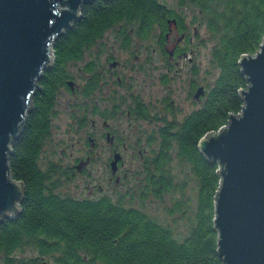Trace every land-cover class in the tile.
Instances as JSON below:
<instances>
[{"label": "flooded vegetation", "instance_id": "flooded-vegetation-1", "mask_svg": "<svg viewBox=\"0 0 264 264\" xmlns=\"http://www.w3.org/2000/svg\"><path fill=\"white\" fill-rule=\"evenodd\" d=\"M103 1L96 35L82 20L90 0L81 6L71 28L57 36L73 35L66 47L69 58L55 61L52 54L37 81L34 93L41 91L53 114L50 135L39 153V168L51 178L42 184V192L55 197L27 209V202L38 199L26 198L21 184L17 210L0 222H9L12 241L14 233L21 235L12 252L21 257L18 264H30L29 255L35 258L32 264H55L49 256H38L48 251L45 245L52 240L43 233L26 234L24 219H34V213L42 211L47 220L43 226L49 227L48 216L62 210V202L123 206L121 194L153 162L159 141L172 134L170 126L205 103L204 59L195 53L205 43L202 11L189 0ZM60 114L65 120L53 125ZM29 239L44 245L24 244Z\"/></svg>", "mask_w": 264, "mask_h": 264}, {"label": "trees", "instance_id": "trees-1", "mask_svg": "<svg viewBox=\"0 0 264 264\" xmlns=\"http://www.w3.org/2000/svg\"><path fill=\"white\" fill-rule=\"evenodd\" d=\"M189 5L202 11L213 41L211 64L217 69V75L206 87L205 103L170 126L172 134L159 141L153 162L147 165L139 183L135 182L121 194L123 206L102 201L62 202V210L48 216L49 227L43 226L47 220L42 211L34 213V219H24L26 234L43 233L52 240L45 245L49 246V252H40L38 256H49L55 264H222L214 225L221 166L206 160L197 145L201 137L225 125L230 114L241 111L240 92L247 87V81L238 60L241 55H253L259 49L264 35V0H189ZM104 6L103 0H91L84 10L82 20L93 27V32L100 22L96 15ZM72 38L71 32L57 38L52 47L55 61L69 58L66 47ZM31 102L33 109L28 112L20 135L11 143L8 158L11 178L25 186L26 198L38 199L31 204L27 202V209L40 207L41 199L55 197L42 192V184L49 183L51 178L39 168L41 146L50 135L49 119L53 114L48 110L51 106L43 103L39 90L32 95ZM173 151L180 162L189 164L196 185L192 211L184 198L173 201L172 207L166 210L168 214L182 212L188 220L187 232L181 236L175 235L153 213L154 203L163 204L165 194L176 189L181 195L183 192V185L174 181L169 169ZM71 205L76 209H65ZM8 225L7 220L0 224L1 261L18 264L22 259L12 252L21 235L17 231L12 241ZM24 244L39 248L44 245L32 239ZM34 260L29 255L27 262L32 264Z\"/></svg>", "mask_w": 264, "mask_h": 264}, {"label": "water", "instance_id": "water-1", "mask_svg": "<svg viewBox=\"0 0 264 264\" xmlns=\"http://www.w3.org/2000/svg\"><path fill=\"white\" fill-rule=\"evenodd\" d=\"M89 1L0 0V222L23 195L10 176L11 143L22 131L55 39ZM238 64L247 81L241 111L197 147L221 166L214 225L222 264H264V35L256 53L241 55Z\"/></svg>", "mask_w": 264, "mask_h": 264}, {"label": "rangeland", "instance_id": "rangeland-1", "mask_svg": "<svg viewBox=\"0 0 264 264\" xmlns=\"http://www.w3.org/2000/svg\"><path fill=\"white\" fill-rule=\"evenodd\" d=\"M202 34V38H204L205 43L200 46L198 49H195V53L200 54V58L204 59L205 65V84L206 87L208 84L212 83L213 79L217 75V69L213 68L211 64V49L213 46V41L210 38L206 27L201 28L200 30ZM60 119L63 121L65 120L63 115H58L56 119H54V124L61 122ZM58 130L54 128V132L52 133L53 137L57 136ZM189 164L185 162H180L179 159L176 158L175 152H172V159L169 164V169L174 176V181L178 184L183 185V192L181 195V191L176 189L173 193L165 194L164 195V203L159 204V202H155L153 205V213L158 215L161 220H163L167 225H169L175 235L181 236L187 232V221L186 218L183 216L182 212H172V214H168L166 210L172 207V202L184 198L188 201V207L192 211L195 208L196 203V185L194 177L191 176ZM138 178V177H137ZM141 176L137 179V184ZM136 180V179H135ZM191 215V212H189Z\"/></svg>", "mask_w": 264, "mask_h": 264}, {"label": "built area", "instance_id": "built-area-1", "mask_svg": "<svg viewBox=\"0 0 264 264\" xmlns=\"http://www.w3.org/2000/svg\"><path fill=\"white\" fill-rule=\"evenodd\" d=\"M52 54H53V52H52ZM51 58H52V56H51ZM225 125H226V124H225ZM225 125H224V126H225Z\"/></svg>", "mask_w": 264, "mask_h": 264}]
</instances>
